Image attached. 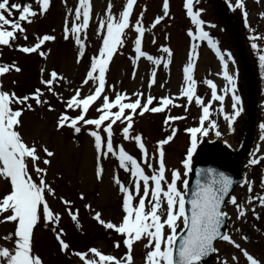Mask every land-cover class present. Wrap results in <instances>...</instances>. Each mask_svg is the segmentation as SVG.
I'll use <instances>...</instances> for the list:
<instances>
[{
    "label": "snow or ice",
    "instance_id": "snow-or-ice-1",
    "mask_svg": "<svg viewBox=\"0 0 264 264\" xmlns=\"http://www.w3.org/2000/svg\"><path fill=\"white\" fill-rule=\"evenodd\" d=\"M137 0H126L122 11L118 16L111 11L113 5L108 4L106 18L99 20L97 35L101 37L102 44L98 53L90 58L89 66L79 87L74 89V94L64 99L56 86L63 82L71 85L63 75L56 70L48 73L44 78V69H41L39 80L41 87H36L31 93L17 95L15 91L5 90L0 81V180L6 182L7 191L0 194V224L12 223L13 230L0 241L10 244L11 247L0 244V264H44L43 258L35 251L34 236L35 229L41 223L54 234L58 244V250L64 254H71L78 258L81 264H134L133 248L137 243L143 242L145 249L144 264H202L206 257L218 253L215 242L223 241L239 251L246 264H264L246 248L233 239L232 235L222 228L227 226L228 213L223 209L227 204L235 207L237 220H241L247 214L248 208L254 200L264 208V194L256 197L249 195L245 204L238 202L237 197L230 195L233 180L223 172L215 169H208L210 179L202 182L201 170H197L196 187L191 191V199H186L188 192V180L186 177L193 171V158L197 152L198 144L204 137H208L211 131L219 138L221 132L218 130L217 122L212 119V104L220 102L218 109L227 121L228 128L232 130L237 117L243 112L240 95L237 94L236 77L227 71V61L232 60L231 53L222 54L207 31L204 30L205 21L201 19L202 9L194 10L195 3L199 0H184L183 7L190 18L193 29H189L187 35L192 41H207V45L215 51L216 56L224 66L223 79L227 86L222 90L224 94H218L217 85L211 80H205L204 84L211 90V98L205 103L204 99L197 94V81L194 78L195 59L197 57L196 43L191 44L188 63L183 68L184 84L180 88L179 97L164 96L158 100L149 94L146 98L143 93L135 92L132 99L125 92H116L114 86L110 90L114 98L107 94L106 74L110 62L119 48L124 47L126 30H133L134 53L132 58L133 78L135 68L141 58L146 59L152 65H161L162 58L154 57L142 49V41L145 34L143 26L144 12L140 13L135 24L131 23V16ZM259 3V0H257ZM34 4L36 7H34ZM232 6V5H230ZM51 8V0H32V2H16V0H0V48L12 49L19 38L28 40L25 23L31 25L35 19L44 16ZM234 8L242 10L247 24L248 13L245 10L243 0H235ZM169 0H163V15L157 16L151 27L155 28L165 17L169 16ZM72 10L69 9V15ZM264 18V13H261ZM91 2L90 0H78L74 11V19L69 21L65 17L63 28V39L70 38L78 46L76 63L79 64L85 56V39L90 26ZM215 27V25H211ZM251 30V29H250ZM82 36L84 39H82ZM254 41L255 37H251ZM56 37L51 34L36 35L35 43L30 45H16V50L23 54H38L47 58L48 53L42 50L46 42L55 41ZM153 39V43H155ZM253 50H257V43H251ZM161 51L167 54L170 62L172 53L168 47H162ZM259 65L264 69V54H259ZM234 62V61H233ZM169 63L163 62V67L168 68ZM21 67L16 61L11 63H0V77L11 72L20 73ZM264 75V73H262ZM155 70L149 79V88L156 82ZM15 83V81H13ZM85 85H90L89 92L82 94ZM45 92L51 94L58 101H61L65 110L57 118L56 127L58 130L69 128L74 134H79L84 126H92L88 129V135L92 137L96 152L95 177L102 181L104 169L100 163L102 158L109 155L118 161V168L129 174L127 183L122 182L118 174L112 179L119 193L122 194V217L119 223L102 219V213L92 209L90 204L84 208L93 212L92 219L101 225L105 230L115 233L121 239L113 242L115 249L123 246L126 251L121 257L112 254H105L98 248H88L87 251H73L71 245L63 237L66 233L61 228L62 219L59 212L54 211L48 202V197L56 198L55 188L48 182L47 175L49 166L55 153L47 146L41 145L39 149L35 142L31 144L25 141L20 129L23 125L25 111H33V103L36 106H48L49 111L55 109L50 101L44 99ZM231 93L232 112L225 114L223 102L225 95ZM186 98L187 104L180 105L174 101L178 98ZM154 101L156 102L154 105ZM195 103L200 108L198 126L188 127L185 132L189 135L190 145L183 160L182 169H168L165 164L164 146L169 144L175 137L178 129L171 127V134L164 139L157 141L156 148L152 154L149 153L142 134L133 135L134 116H143L145 113H166L172 108L184 107L188 112V105ZM99 102L95 107L98 114L95 118H87L90 108ZM68 110L77 112L70 115ZM187 117L184 115H165L163 121L165 126L170 122L182 121ZM119 122L122 125L121 136L125 141H134L141 154L138 160L129 154L120 145L114 146L115 135L114 125ZM260 140L264 141V122L259 124ZM167 130V128H166ZM256 151H260L259 145ZM43 153V156L40 153ZM264 162V156H256L249 159L247 166H255ZM45 167H40V164ZM170 173V177H169ZM253 181L245 179L243 185L247 186L248 193L253 192ZM242 185V186H243ZM264 186V178L261 179ZM182 186V187H181ZM64 205V211L73 221L77 229H81L79 222V209L73 208V202L64 197H59ZM80 199L84 200L83 193ZM186 205H190L186 207ZM256 219H260L255 208L251 209ZM241 233V229H235ZM180 233H183L180 235ZM240 240L248 242V237L241 234ZM218 264H240V258L232 255L229 259L219 260Z\"/></svg>",
    "mask_w": 264,
    "mask_h": 264
},
{
    "label": "rangeland",
    "instance_id": "rangeland-1",
    "mask_svg": "<svg viewBox=\"0 0 264 264\" xmlns=\"http://www.w3.org/2000/svg\"><path fill=\"white\" fill-rule=\"evenodd\" d=\"M228 1L239 18L243 34L246 37L247 47L250 48L251 43L255 42L258 46V56L264 54V18L261 17V13H264V0H259V3H257V0H243L245 10L248 13V26H245L242 10L234 8L235 0ZM16 2H20V0H16ZM23 2H32V0H23ZM90 2V26L85 39V56L81 59V62L76 63L78 46L74 40L70 38L65 41L63 39L65 17L67 16L69 21L74 19V11L78 0H51V8L46 15L38 17L31 25L25 23L24 26L29 37L27 41L19 38L12 49L0 48V63L16 61L22 69L20 73L11 72L4 77H0L5 90L15 91L17 95H25L31 93L36 87L43 89L39 80L41 69H44L45 79L48 78L50 71L56 70L58 74L63 75L72 82L71 85L60 82L56 86V90L61 93L65 100L74 94V89L80 86L84 78L90 58L98 53V49L102 44L101 37L97 35L99 20L106 18L109 2L113 5L112 13L118 16L126 0H90ZM183 2L184 0H169V16L165 17L155 28H152L151 25L155 18L163 15V0H137L131 16V23L134 25L140 13L144 12L142 23L145 34L142 49L154 57H161L163 62L169 63V66L167 69L164 68L163 62L161 65L154 66L146 59L141 58L137 63L135 78H133L132 58L135 56L134 37L136 34L131 29L126 30L127 36L124 47L119 48L113 56L106 74L107 85L109 86L106 91L110 97L114 98V93L110 90L111 86H114L116 92H125L132 99H135L133 96L135 92L143 93L144 98L151 94L157 100L164 96L179 97L180 88L184 84L183 68L188 63L192 43L198 45L193 73L197 81V94L204 99L205 103L210 100L211 90L204 84V81L208 79H211L217 85L218 94H224L222 90L227 86V81L223 79L222 75L225 70L224 66L216 56L215 51L207 45V41H192L187 35L190 28L194 30V26L186 14ZM34 7H36L35 4ZM69 9L72 10L71 15H69ZM196 9L203 10L201 19L205 21L204 30L216 41L221 53L225 54V57L227 53H231L232 60L227 61V71L236 77L237 94L241 97L243 107V112L237 117L232 130H230L227 121L223 119V115L218 111L220 102L214 101L211 108L212 119L217 122L221 136L217 138L215 131H211L208 137L200 140L199 144L206 140L222 139L229 145L230 151H236L245 129L247 88L245 75L235 48V39L213 0H199V3H195L194 10ZM211 25H215V27H211ZM44 34H51L56 37L55 41L46 42L42 46V50L48 53L46 59L38 54H23L16 50V45L27 46L33 44L36 35ZM251 37H255V40L253 41ZM82 39H84L83 36ZM153 39H155V43H153ZM162 47H168L171 50L170 62L167 54L161 51ZM248 51L250 52L249 49ZM258 64V57L256 60H252L253 67ZM153 70L156 72V82L149 88V79ZM240 81H243L242 89L238 88ZM258 83L255 137L252 148L242 163V167L246 171V179L254 182L253 192L248 193L247 186L242 184L243 186L234 188L230 193V195L236 196L241 204L246 203L249 195L256 197L264 194V186L261 185V179L264 178V162L246 167L249 159L253 158L254 152L256 156H264V141L260 140L261 133L259 129V124L264 122V78L258 79ZM89 87L90 85L83 87V95L88 94ZM43 98L49 100L55 110L49 111L48 106H36L33 103L34 110L25 111L22 117L24 126L20 131L25 141L30 144L35 142L38 149L41 145L47 146L49 150L55 153L49 166L47 180L55 188L56 198L49 196L47 199L51 208L61 214L62 219L59 226L66 233L63 238L70 243L73 251H87L88 248L95 247L105 254L121 257L126 249L123 246L119 249L113 247V242L121 238L115 233L105 230L93 220L94 213L86 210L84 205L90 204L92 209L100 211L102 219L105 221L111 220L119 223L122 217V194L119 193L118 188L113 183L112 177L114 174H118L122 182L127 183L129 174L119 169L118 161L109 155L108 158H102L100 161L104 172L102 181H98L95 177L97 154L93 139L88 135V129L92 126H84L79 134H74L69 128L58 130L56 127L57 118L65 110V106L47 92H45ZM174 102L180 105L187 104L186 98L182 97L175 99ZM155 103L154 101V105ZM231 104V93L229 92L225 95L223 102L225 114L232 112ZM97 106H99V102L90 108L87 118H95L98 115L95 111ZM188 108V112L184 111V107H176L166 111V113L148 112L143 116H134L133 135L142 134L143 141L150 154L154 152L157 141L171 134V127L178 129L173 140L164 146L165 164L168 169L179 168L183 171L181 161L190 145V138L185 129L198 126L200 108L195 105L194 101L191 105H188ZM68 111L73 116L78 114L72 110ZM166 114L171 116L184 115L187 118L182 121L170 122V126H165L163 121ZM113 128L115 132L113 137L114 146L122 145L129 154L139 160L141 154L135 142L125 141L121 136L122 125L118 122ZM258 145L260 151L257 152ZM40 155L43 156V153L41 152ZM40 167H45V165L41 163ZM7 187L6 182L0 180V194L5 193ZM81 193L85 197L84 200L80 199ZM59 197L71 200L73 208L79 209L81 229H77L75 223L67 216ZM246 207L248 208L247 214L241 220H237V212L234 206L227 204L224 207L223 210L229 216L225 230L232 235L233 239L241 243L242 247L264 262V208H261L256 200L252 204L246 205ZM252 208H255L260 219H256L252 214ZM237 228L241 229V233L235 231ZM12 230V223L0 224V237ZM241 234L248 237V242L245 243L240 240ZM0 244L11 247L10 244L3 241H0ZM34 246L35 251L43 258L44 264H81L78 258L70 253L66 255L59 252L54 234L49 229L44 228L42 223L35 229ZM216 248L218 253L213 255L209 264H218L219 260L223 259L230 260L232 255L240 258V264H246L239 251L226 242L217 241ZM144 255L143 242L135 244L133 248L134 264H144Z\"/></svg>",
    "mask_w": 264,
    "mask_h": 264
},
{
    "label": "water",
    "instance_id": "water-1",
    "mask_svg": "<svg viewBox=\"0 0 264 264\" xmlns=\"http://www.w3.org/2000/svg\"><path fill=\"white\" fill-rule=\"evenodd\" d=\"M215 4L219 8L221 14L229 24V27L236 39V48L241 60L243 70L247 77V89H248V107L246 128L243 140L238 150L234 153H230L227 145L220 141H210L203 144L199 153L196 156V160L193 166V171L190 173L188 192L186 199H191V191L196 187L197 170H201V181L207 182L210 177L208 176V169H215L217 172H223L233 180V186L231 190L245 180V171L240 167L241 162L247 155L254 138L255 129V110H256V76L253 67L251 66L249 57L244 44L243 33L240 26L238 17L233 13V10L227 0H214ZM255 52V50H253ZM258 72L261 76L264 73V69L258 66ZM242 86V82L240 83ZM190 208V205H186ZM222 231H225L222 228ZM181 233L180 235H182ZM216 243V242H215ZM213 254L210 257L204 258L202 264H208Z\"/></svg>",
    "mask_w": 264,
    "mask_h": 264
}]
</instances>
